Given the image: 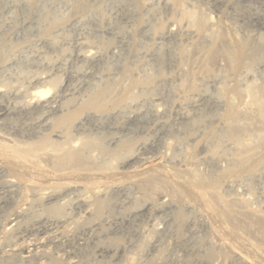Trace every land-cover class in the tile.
Listing matches in <instances>:
<instances>
[{
    "label": "rangeland",
    "instance_id": "1",
    "mask_svg": "<svg viewBox=\"0 0 264 264\" xmlns=\"http://www.w3.org/2000/svg\"><path fill=\"white\" fill-rule=\"evenodd\" d=\"M170 1L0 0V87L26 88L49 75L58 91L67 89L65 112L107 91L104 110H84L68 130V142L89 157L83 168L23 173V184L0 202V251L36 238L5 230L19 210L27 215L22 227L32 228L60 205L66 235L32 264H264V229L251 224L264 225V147L232 171L239 152L227 132L230 109L261 126L256 110L246 109L236 93L255 84L264 104V0H184L188 10L212 18L230 50L237 41L261 50L244 69L219 58L211 71L205 67L211 38L192 34ZM89 48L93 58H78ZM21 100L3 97L0 105ZM39 114L9 111L0 133L22 143L50 136L34 124ZM125 145L157 165L134 172L140 158L129 161ZM190 170L205 177L204 185H192ZM12 176L0 174V193ZM30 183L79 190L52 206L44 192L33 197L25 188ZM80 195L89 197L93 214L75 203ZM228 202L232 217L225 213ZM0 264L28 263L13 257Z\"/></svg>",
    "mask_w": 264,
    "mask_h": 264
},
{
    "label": "bare ground",
    "instance_id": "2",
    "mask_svg": "<svg viewBox=\"0 0 264 264\" xmlns=\"http://www.w3.org/2000/svg\"><path fill=\"white\" fill-rule=\"evenodd\" d=\"M165 2L166 4H171L170 0H165ZM172 2L174 6H176L183 13L184 20L188 23V26L190 28L189 30H191L192 34L196 35L197 37L211 38L212 45L206 51L205 59V67L208 71L212 70L211 68L214 67L219 58H222L226 61H232L237 69H244L245 64L247 63L246 61L254 59V57L258 54L257 52L261 51L259 47H256L254 51H249V44L245 41H237L235 49L230 50L229 43L226 41L223 31L217 29L212 18H208L204 14L188 10L187 2L184 0H172ZM220 44L224 45L222 46V48L224 47L222 51L217 48V46ZM2 54L3 53L0 52V66L4 63ZM94 55L95 51H93V49H90L84 52H80L78 54V58L82 60H89L93 58ZM5 63L7 64L8 62L5 61ZM252 65L253 64H251V66ZM25 87L26 88H18L11 91L0 87L1 99L3 97H8L10 99H15L16 101L17 98H22L21 102H19L18 104L16 103L17 105H15L14 107L10 105H0V121L9 111H13L16 109L24 112L25 114L41 112V114H39V118H37V122L35 121L36 123L34 124L37 125L39 130L41 128L44 131H51V134H53V136H55L57 139H52L50 134V136L47 135L39 140L22 143L14 141L12 138L0 133V160L2 163H0V174L5 170H9L14 174V176H12L10 179L7 178L6 180H4V185L2 184L3 186L0 193L2 196L0 197L1 203L6 202V195L13 193L16 188L23 184V173H28L30 171L45 172L48 166L54 168L51 169L54 170V172H57L55 171L56 169L60 170V172L63 171V173H65L64 171L69 169H78L81 167L83 168L85 163L89 160V157L85 156L83 148H77V143L72 145L70 144V142H68V130L70 129V126L74 124L78 119L81 112L88 108L102 111L104 110L106 101L107 91L102 90L88 104H83L77 109H69L65 112L62 108H64L63 105H65L63 104V101L67 97V89H64V92L58 91L59 89L57 88L59 86L57 87L55 81H53L49 75L36 77L30 82V85L28 87ZM5 88H7V86ZM257 89L258 87L255 86V84L249 83L246 90L238 91L236 94L239 97V100L243 101L246 109L247 107L250 108L251 112L253 111L252 109H254V111L256 110L261 126L253 127L250 124L251 121L249 122L251 118L249 119L246 114H243L241 112H233L230 109L227 113V116L230 118L227 131L228 137L237 146V152H239L237 154L239 155V159L235 164H233V168L231 169L232 171H236L239 167L244 165L247 160H250V157H254L253 155L256 153V151L261 150L264 147V104L261 99L255 95L256 91H258ZM130 146L125 145L124 147L126 152H128L129 154L132 153L130 154L128 160L138 161V158H140L141 156L137 157V154L135 155V153L131 151L132 149ZM139 161V165H132V169L136 173L143 174L149 171L151 167L157 165L158 163L150 161L146 158H143L142 160L140 158ZM57 173H59V171ZM189 174L192 177L190 182L193 186H195V188L204 185V182L206 181L204 176L196 174L191 170ZM211 185V188H213L217 185V182L213 181ZM25 188L32 191L34 193L33 197L35 198L39 196V194H37L38 190L44 192L42 194V197H44L43 199L47 204L58 201L61 198L62 194H66V192L79 190L78 186L70 184H64L59 188H55V186H49L46 188L38 189L37 185L30 183L25 185ZM156 190L157 189H155V191ZM95 193L98 195L101 194L100 189H96ZM80 196L81 197H78L79 199L75 203L80 205L81 208L84 207L87 212L93 214L92 211H94V206L92 208L89 197H85L82 195ZM160 196H166V198L169 197L170 200L175 198L174 195H165V193L163 192ZM66 198L67 197H65V199ZM96 204L95 213L96 215H98L100 214V212L99 207L97 206L100 204ZM232 205L233 204L230 203V205L226 209L227 211L225 212L229 217H232L233 215ZM46 213H48L49 215L44 218L41 217L37 222H35L36 224H34L35 226L32 228H27L24 226L22 227L21 220L27 216L26 210H19L15 214V217L8 222L7 229L5 230L9 231V233L17 232L20 237L32 234L35 235L36 238L29 243L22 242L21 244L13 245L9 250L0 251L1 261H7L13 257H19L23 262L32 264V262L36 263L37 261L45 259V256L47 255V245L49 243H55L59 241V239H61L60 237H63L66 232L64 228L61 229L59 227V225L63 224L64 222L60 218V215H62V207L60 205L48 208ZM182 215L183 214L179 213L178 218L182 219ZM243 219L245 218L243 217ZM245 221H247V218ZM237 224L239 225L238 220ZM251 224L256 225V227L260 231H263L264 229V225L259 220H255L254 223L251 222Z\"/></svg>",
    "mask_w": 264,
    "mask_h": 264
}]
</instances>
